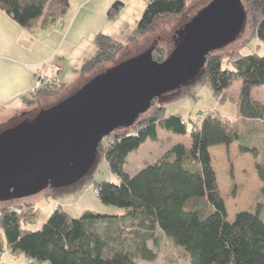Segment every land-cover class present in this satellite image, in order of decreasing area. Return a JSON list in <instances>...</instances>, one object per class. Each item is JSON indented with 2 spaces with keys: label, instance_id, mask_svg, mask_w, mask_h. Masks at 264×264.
Here are the masks:
<instances>
[{
  "label": "trees",
  "instance_id": "16d2710c",
  "mask_svg": "<svg viewBox=\"0 0 264 264\" xmlns=\"http://www.w3.org/2000/svg\"><path fill=\"white\" fill-rule=\"evenodd\" d=\"M189 1L149 0L128 43L136 42L158 19L185 12ZM242 1L252 36L264 44V0ZM70 4V0H0V10L33 30L53 26ZM122 5L121 0L114 2L108 16L118 13ZM95 41L98 50L81 66L83 74L115 62L125 46L105 33H99ZM258 51L242 55L232 50L227 55L231 66L223 61L224 54L210 53L206 59L204 78L214 95L221 97L220 102L229 99L224 92L233 80L242 82L241 96L234 101L237 120L220 111L205 113L201 125L191 128V146L175 144L156 163L134 175L126 172L128 157L146 141H156L159 128L178 135L189 132L181 114L168 116L157 97L151 103L152 111L149 107L134 125L115 130L108 136V144L100 143L99 158L106 160L119 181H94V188L105 205L121 207L124 214L86 210L80 217H72L58 207L41 229L34 231L29 226L37 220L31 222L38 212L24 213L21 207L4 203L0 229L5 246L34 264H141L158 257L157 233L161 232L186 251L191 264H264V104L250 93L253 87L264 86V55ZM152 52L154 61L164 60L163 47L155 45ZM39 91L56 92L47 87ZM234 143L241 152L260 156L255 170L262 187L261 200L229 221L210 149ZM127 224L135 226L132 235L126 234Z\"/></svg>",
  "mask_w": 264,
  "mask_h": 264
},
{
  "label": "rangeland",
  "instance_id": "374dc122",
  "mask_svg": "<svg viewBox=\"0 0 264 264\" xmlns=\"http://www.w3.org/2000/svg\"><path fill=\"white\" fill-rule=\"evenodd\" d=\"M121 1L123 5L119 12L114 16H108L110 22L104 26L106 33H111L112 36H110L112 38L125 45L118 54L116 61L111 64H103L94 72L81 73L82 76L73 85L66 86L60 77L62 70L56 73L53 69V75L50 78L44 79L41 77L39 80H41L42 85L45 84L44 87L56 92L39 94V90L42 88L39 87L36 89L25 100V106L20 108L18 113H16L17 117L15 121L11 120L12 122H10L7 116H0V132L8 126L14 125L17 121L34 117L40 109L47 110L49 107L57 106L62 100L66 99L65 96L79 91L80 88L102 74L109 72L111 83L115 82L117 89L143 78V75L147 72L146 70L138 73L136 75L137 77H130L126 69L132 66L134 62H136L134 65L138 66L139 69L144 68L143 64L146 60L147 52L153 46L155 47V45L163 47L165 53L163 61L172 58L177 54V50L182 44L193 41L192 39L198 33V30H200L199 28L203 29L200 38L202 43L194 44L193 49L198 50L200 47L205 46L211 53L218 55L224 54L223 61L228 66H231L229 63L232 62V59H229L227 55L232 50H237L242 55L252 54L259 50V54L264 55V44L252 36L251 29L248 26V16L245 13L246 5H244L245 3L243 1L239 5L240 2L238 0H225L223 6L216 12L215 5H218L220 0L189 1L186 5L185 12L166 15L158 19L151 30L132 44L128 43V38L132 34L137 22L142 18L149 0ZM52 63L54 62H51L50 65ZM59 65L62 68L61 64ZM204 70L205 66L200 76L191 82L189 81L188 85H183V75H181L182 77L178 75L169 80L165 84V87L160 89L159 101L167 108V115L182 114L188 122L189 132L178 135L174 132L159 128V137L156 141L148 140L137 148V150L131 152L128 158L126 172L134 175L147 165L156 163L175 144L184 143L188 147L191 146V128L201 125L205 113L219 110L231 120L238 119L235 118L237 106L234 101L238 100L241 96V93H238V89L242 82L233 80V84L224 92L229 99L222 103L219 101L221 97L214 95L211 85L204 78ZM54 76H56L55 83L53 80ZM256 87L258 86L251 89V96L253 94L254 97L264 100V88L260 89ZM153 90H156V87L150 86L146 92ZM144 106L146 107V105ZM153 107H150V111L154 109ZM25 112L29 113L24 116ZM107 138L108 136L104 138L102 144H108ZM210 150L213 167L215 172H217V182L219 183L220 192L227 205L228 220L234 221L239 212L248 210L250 207L255 206L257 201L261 200L260 189L262 182L259 181L257 171L255 170V163L261 160L260 156L254 157L251 153L246 154L241 152L238 149V143H234L229 147H226V145H215ZM105 180L116 183L119 181V177L110 172L109 165L105 159L99 158L95 162L89 175L73 186L63 187L62 189L47 188L27 198L0 202V207L4 203H12L16 208L21 207L24 213H30L31 210L35 213L38 212L37 218H33L31 222L37 220L29 226V229L37 231L41 229L44 222L50 216L49 214H52L51 210L53 207L62 201L63 196L71 197L70 200H74V198L77 199L84 191L91 189L93 199H99L93 194V191H95L93 183L94 181ZM99 200L101 201V199ZM101 204H103L104 210L96 208L97 212L111 215L125 213V209L121 207L105 205L103 202ZM128 223L130 224L131 221L129 220ZM129 224L125 228L126 234H129L135 229V226L131 227ZM128 225L129 227H127ZM157 237L159 240V245L157 246V251L159 252L158 257L153 261L142 260L139 263L191 264L183 248L173 244L164 233L158 232ZM0 248L2 249L0 257L2 262L8 253H12V250L5 246V236L1 229ZM14 256L19 257V255ZM20 257L21 261L28 264L26 257L23 255H20ZM35 264L49 263L43 261V263Z\"/></svg>",
  "mask_w": 264,
  "mask_h": 264
},
{
  "label": "water",
  "instance_id": "95a60500",
  "mask_svg": "<svg viewBox=\"0 0 264 264\" xmlns=\"http://www.w3.org/2000/svg\"><path fill=\"white\" fill-rule=\"evenodd\" d=\"M238 1L241 5L242 0ZM224 2L215 5V12ZM199 29L193 41L182 44L172 58L154 61L153 46L144 68L134 62L126 69L130 77L146 70L143 78L117 89L110 73L102 74L57 106L40 109L34 117L4 128L0 132V202L27 198L47 188L70 187L87 177L105 137L134 125L169 80L183 75V85H188L200 76L211 51L205 46L193 49L202 43L203 29ZM150 86L156 90L146 92Z\"/></svg>",
  "mask_w": 264,
  "mask_h": 264
},
{
  "label": "crops",
  "instance_id": "0c3cea01",
  "mask_svg": "<svg viewBox=\"0 0 264 264\" xmlns=\"http://www.w3.org/2000/svg\"><path fill=\"white\" fill-rule=\"evenodd\" d=\"M115 1L70 0L71 4L62 19L53 26L36 27L33 30L20 26L11 15L0 10L1 117L5 115L10 122L15 121L16 113L25 106L27 97L33 94L38 79L50 78L53 75L51 62L57 61L61 64L60 77L65 86L73 85L82 76L81 66L98 50L96 36L99 33L111 35L105 32L104 26L110 22L108 10ZM43 86L45 84L41 87ZM241 86L240 83L238 93L241 91ZM256 88L261 89L264 86ZM252 98L264 104L263 99L254 97L253 94ZM25 115L27 112L24 113ZM235 118H239L238 111ZM93 194L96 195L95 191ZM92 196L91 189L84 191L74 200L63 196L62 201L53 207L51 212L59 206L75 217L82 215L86 210L96 211V208L104 210L102 202L93 199ZM14 255L19 254L8 253L2 264H26L21 261V254L19 257Z\"/></svg>",
  "mask_w": 264,
  "mask_h": 264
},
{
  "label": "built area",
  "instance_id": "2783aa9c",
  "mask_svg": "<svg viewBox=\"0 0 264 264\" xmlns=\"http://www.w3.org/2000/svg\"><path fill=\"white\" fill-rule=\"evenodd\" d=\"M51 66H52V69H54V71H55L56 73L62 70V68L60 67V65H59L58 62H54V63H52ZM55 78H56V76L53 77L54 83H55V81H56ZM38 80H39V79H38ZM50 83H51V82H50ZM48 84H49V83H48ZM59 85H60V84H59ZM41 86H42V84H41V80H39L38 83H37V86H36L35 89H34V91H35L36 89H38L39 87H41ZM95 193H96V195H98V190H97V189H95ZM28 264H34V262H33V261H29Z\"/></svg>",
  "mask_w": 264,
  "mask_h": 264
},
{
  "label": "bare ground",
  "instance_id": "6f19581e",
  "mask_svg": "<svg viewBox=\"0 0 264 264\" xmlns=\"http://www.w3.org/2000/svg\"><path fill=\"white\" fill-rule=\"evenodd\" d=\"M95 54H96V53H95ZM95 54H94V55H95ZM94 55H93V56H94ZM203 76H204V73H203ZM41 88H45V87L43 86V87H41ZM241 88H242V86H241ZM180 91H182V90L180 89ZM159 102H160V101H159ZM160 103H161V102H160ZM161 104H162V103H161Z\"/></svg>",
  "mask_w": 264,
  "mask_h": 264
},
{
  "label": "flooded vegetation",
  "instance_id": "af4514ba",
  "mask_svg": "<svg viewBox=\"0 0 264 264\" xmlns=\"http://www.w3.org/2000/svg\"><path fill=\"white\" fill-rule=\"evenodd\" d=\"M29 112H27V114H28Z\"/></svg>",
  "mask_w": 264,
  "mask_h": 264
}]
</instances>
